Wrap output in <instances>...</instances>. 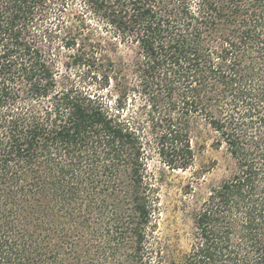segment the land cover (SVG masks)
<instances>
[{
    "label": "trees",
    "instance_id": "obj_1",
    "mask_svg": "<svg viewBox=\"0 0 264 264\" xmlns=\"http://www.w3.org/2000/svg\"><path fill=\"white\" fill-rule=\"evenodd\" d=\"M80 1L114 39L94 47L100 93L59 82L40 44L67 0H0V264H264V0ZM201 127L234 169L176 255L154 238L142 134L185 170Z\"/></svg>",
    "mask_w": 264,
    "mask_h": 264
},
{
    "label": "rangeland",
    "instance_id": "obj_2",
    "mask_svg": "<svg viewBox=\"0 0 264 264\" xmlns=\"http://www.w3.org/2000/svg\"><path fill=\"white\" fill-rule=\"evenodd\" d=\"M66 3L61 17L58 18L52 13L42 26H39L40 35L45 34V28L52 30L51 34L46 33L41 38L40 44L46 56L53 60L52 65L57 71L59 82L70 81L91 94L100 93L103 84L99 76L95 75L94 47L101 41L103 46L109 49L107 44L112 38L108 30L105 31L102 22L86 10L80 0H67ZM57 19L60 20L59 24ZM62 37L75 39L74 48L64 46L65 41L60 40ZM112 43L117 46L116 54L127 53L123 43L118 40ZM106 89L112 94L106 102H109L110 108H114L115 96L112 86ZM138 107L137 101H128L122 113L127 118L131 116L136 120L140 116ZM142 139L146 176L154 185L157 198L153 211L156 223L154 238L160 245H167L168 249L177 255L185 251L190 243L191 211L206 198L211 187L217 186L230 176L234 162L225 145L213 146L214 134L207 127H201L194 134V158L185 170L172 171L164 165L157 150L156 138L151 136L149 129L144 131Z\"/></svg>",
    "mask_w": 264,
    "mask_h": 264
}]
</instances>
